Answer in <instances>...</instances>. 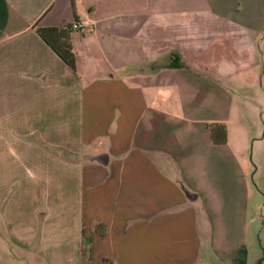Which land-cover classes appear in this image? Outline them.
Segmentation results:
<instances>
[{"label": "crops", "instance_id": "0c3cea01", "mask_svg": "<svg viewBox=\"0 0 264 264\" xmlns=\"http://www.w3.org/2000/svg\"><path fill=\"white\" fill-rule=\"evenodd\" d=\"M75 23L70 69L33 27ZM246 87L264 0H0V264H264Z\"/></svg>", "mask_w": 264, "mask_h": 264}, {"label": "rangeland", "instance_id": "374dc122", "mask_svg": "<svg viewBox=\"0 0 264 264\" xmlns=\"http://www.w3.org/2000/svg\"><path fill=\"white\" fill-rule=\"evenodd\" d=\"M238 104L242 107L244 116H246L247 125L252 129L254 128L256 129V126H259V124L261 123L259 116L261 113L262 114L264 113V99H260V96L258 94L256 95L255 91H253L251 87L250 88L246 87V89L242 91V101L239 102ZM263 117H264V114L262 115V120H264ZM248 154H250V149L248 150ZM258 176H264V171H261L260 169H259V172L257 171V173L255 174V178H254L255 182L259 180ZM257 201L259 202L258 204H260L259 208H261V206L263 205L262 213L258 212L257 216L263 217L264 216L263 197L258 198ZM250 236H251L250 241L252 242L251 248L253 251L255 250L254 255L259 257L262 254V250H264V247H263L264 246V221L263 220H259L258 223L256 224V227L251 229ZM8 249H9V252L13 256L18 257L19 259H21L20 257H22L23 259L25 258L28 260L27 256L25 257L24 254H21L16 249L14 248L11 249L10 247ZM31 264H37V263L32 262Z\"/></svg>", "mask_w": 264, "mask_h": 264}, {"label": "trees", "instance_id": "16d2710c", "mask_svg": "<svg viewBox=\"0 0 264 264\" xmlns=\"http://www.w3.org/2000/svg\"><path fill=\"white\" fill-rule=\"evenodd\" d=\"M37 36L56 54L70 69H73V54L69 41L72 25L64 27H33ZM209 139L213 144L225 142L226 128L224 124L210 123L207 125Z\"/></svg>", "mask_w": 264, "mask_h": 264}, {"label": "built area", "instance_id": "2783aa9c", "mask_svg": "<svg viewBox=\"0 0 264 264\" xmlns=\"http://www.w3.org/2000/svg\"><path fill=\"white\" fill-rule=\"evenodd\" d=\"M87 26H88V24H86V23H83V24L82 23H75L72 25V29L83 30V29L87 28Z\"/></svg>", "mask_w": 264, "mask_h": 264}]
</instances>
